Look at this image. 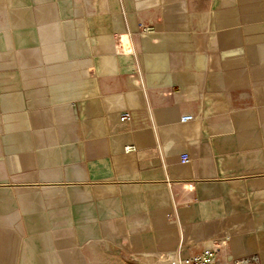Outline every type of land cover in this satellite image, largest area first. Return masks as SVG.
Wrapping results in <instances>:
<instances>
[{"label": "crops", "instance_id": "0c3cea01", "mask_svg": "<svg viewBox=\"0 0 264 264\" xmlns=\"http://www.w3.org/2000/svg\"><path fill=\"white\" fill-rule=\"evenodd\" d=\"M210 247L264 264V0H0V264Z\"/></svg>", "mask_w": 264, "mask_h": 264}, {"label": "built area", "instance_id": "2783aa9c", "mask_svg": "<svg viewBox=\"0 0 264 264\" xmlns=\"http://www.w3.org/2000/svg\"><path fill=\"white\" fill-rule=\"evenodd\" d=\"M130 119V114L126 113L122 116V120ZM193 119L192 115H186L181 118L182 122L190 121ZM134 146H128L125 148L126 152L135 151ZM180 162L184 165L190 162V155L188 153H182ZM258 258L250 257L237 261L236 264H258ZM171 264H220L218 258V252L215 248H205L202 251L195 254H188L183 257H178L171 261Z\"/></svg>", "mask_w": 264, "mask_h": 264}, {"label": "rangeland", "instance_id": "374dc122", "mask_svg": "<svg viewBox=\"0 0 264 264\" xmlns=\"http://www.w3.org/2000/svg\"><path fill=\"white\" fill-rule=\"evenodd\" d=\"M165 257H166V258H165ZM163 259H166V260H168V259H169V256H166V255H165V256L163 257ZM172 260H173V259H172ZM172 260H171V259H169V260H168V264H171V261H172Z\"/></svg>", "mask_w": 264, "mask_h": 264}]
</instances>
